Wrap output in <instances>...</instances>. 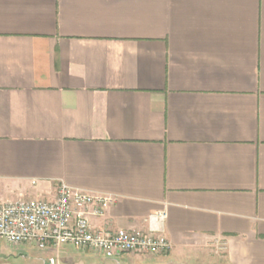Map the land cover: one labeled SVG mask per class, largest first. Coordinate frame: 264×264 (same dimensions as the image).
Instances as JSON below:
<instances>
[{"label": "crops", "instance_id": "crops-1", "mask_svg": "<svg viewBox=\"0 0 264 264\" xmlns=\"http://www.w3.org/2000/svg\"><path fill=\"white\" fill-rule=\"evenodd\" d=\"M61 183L114 197L97 228L165 210L170 250L0 260L264 264V0H0V204Z\"/></svg>", "mask_w": 264, "mask_h": 264}, {"label": "built area", "instance_id": "built-area-1", "mask_svg": "<svg viewBox=\"0 0 264 264\" xmlns=\"http://www.w3.org/2000/svg\"><path fill=\"white\" fill-rule=\"evenodd\" d=\"M113 200L112 195L61 183L51 199L21 197L5 201L0 204V239L40 250L72 244L105 258L125 253L161 255L170 250L171 243L163 227L165 210L149 216L147 230H107L93 226L89 215H103Z\"/></svg>", "mask_w": 264, "mask_h": 264}, {"label": "rangeland", "instance_id": "rangeland-1", "mask_svg": "<svg viewBox=\"0 0 264 264\" xmlns=\"http://www.w3.org/2000/svg\"><path fill=\"white\" fill-rule=\"evenodd\" d=\"M4 246H5V242L2 239H0V247H4ZM35 257L36 255L33 254L29 260H22V261L11 260L10 262H6V263L0 260V264H38L35 260Z\"/></svg>", "mask_w": 264, "mask_h": 264}]
</instances>
